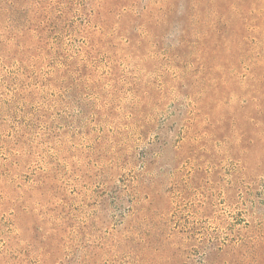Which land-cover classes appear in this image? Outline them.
<instances>
[{
    "label": "rangeland",
    "instance_id": "1",
    "mask_svg": "<svg viewBox=\"0 0 264 264\" xmlns=\"http://www.w3.org/2000/svg\"><path fill=\"white\" fill-rule=\"evenodd\" d=\"M0 264H264V0H0Z\"/></svg>",
    "mask_w": 264,
    "mask_h": 264
}]
</instances>
